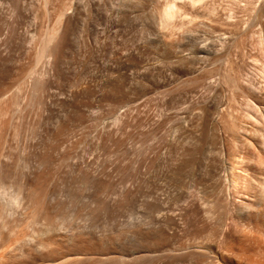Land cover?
<instances>
[{"label": "rangeland", "instance_id": "374dc122", "mask_svg": "<svg viewBox=\"0 0 264 264\" xmlns=\"http://www.w3.org/2000/svg\"><path fill=\"white\" fill-rule=\"evenodd\" d=\"M259 63L264 0H0L5 264H264Z\"/></svg>", "mask_w": 264, "mask_h": 264}, {"label": "bare ground", "instance_id": "6f19581e", "mask_svg": "<svg viewBox=\"0 0 264 264\" xmlns=\"http://www.w3.org/2000/svg\"><path fill=\"white\" fill-rule=\"evenodd\" d=\"M171 4H172V3H171ZM169 8H170V6L168 7V9H169ZM168 9H167V11L163 12V13H164V16H165V13H167V14L169 13V12H168V11H169ZM170 13H171V12H170ZM172 13H173V12H172ZM162 15H163V14H162ZM170 15H172V14H170ZM168 16H169V15H168ZM162 18H163V17H162ZM166 18H167V16H165V19H166ZM160 20H161V18H159V21H160ZM160 22H161V21H160ZM161 23H162V22H161ZM198 52H204V49L202 48V46H201V47L198 46ZM257 65H258V64H257ZM259 65H260V63H259ZM262 65H263V64L260 65L261 71L263 70ZM263 66H264V65H263ZM255 68H256V67H255ZM257 68H259V66H258ZM257 68H256V69H257ZM256 69H255V74H256L257 70H258V72L260 71L259 69H257V70H256ZM259 73H260V72H259ZM257 74H258V73H257ZM257 74H256V75H257ZM260 74H261V73H260ZM262 74H264V70H263ZM262 74H261V75H262ZM259 76H260V75H259ZM262 76H263V75H262ZM262 76H261V77H262ZM261 77H259V78H261ZM263 78H264V77H263ZM248 80H249V78H248ZM248 80H247V82H248ZM263 81H264V80H263ZM249 82H250V81H249ZM255 82H256V81H255ZM252 83H253V82L251 81V84H250V85H252L253 88H254V85H255V88H256V87H257V86H256V83H255V84H254V83L252 84ZM246 85H247V84H246ZM257 85H258V84H257ZM235 86H236V85H235ZM247 86H248V85H247ZM248 87H249V86H248ZM257 88H258V87H257ZM259 88H261V87H259ZM263 88H264V87H263ZM252 90H253V89H252ZM259 90H260V89H259ZM253 91H254V90H253ZM215 92H216V91H215ZM218 92H219V91H218ZM218 92H217V93H218ZM244 92H245V91H244ZM251 92H252V91H251ZM262 92H263V90H262ZM242 93H243V91H242ZM263 93H264V92H263ZM231 94H232V93H231ZM240 94H241V93H240ZM245 94H247V93H245ZM254 94H255V93H254ZM232 95H233V94H232ZM242 95H243V94H242ZM247 95H248V94H247ZM215 96H216V95H215ZM252 97H253V96H252ZM255 97H256V96H255ZM243 99H244V98H243ZM237 100H238V99H237ZM240 100H241V99H240ZM255 100H257V99H255ZM243 101H245V100H243ZM210 104H211V103H210ZM239 104H240V103H239ZM241 104H242V103H241ZM248 104H249V102H248ZM254 104H255V103H254ZM243 105H244V104H243ZM255 107H256V106H255ZM263 107H264V106H263ZM263 107H261V108L263 109ZM246 108H248V106H246ZM258 108H260V107H259V104H258ZM238 109H239V108H238ZM255 109H256V108H255ZM210 110H212V109H210ZM216 110H217V109H216ZM246 110H249V109H246ZM258 110H259V109H258ZM205 111H206V110H205ZM212 111H213V110H212ZM212 111H211V113H212ZM263 111H264V110H263ZM208 112H209V111H208ZM243 112H244V111H243ZM247 113H248V112H247ZM207 114H208V113H207ZM256 114H257V113H256ZM256 114H255V115H256ZM205 115H206V114H205ZM244 115H245V113H244ZM255 115H254V120H255V118H256ZM207 116H208V115H206V118H207ZM245 116H246V115H245ZM249 116H251V114H249ZM186 117H187V116H186ZM204 117H205V116H204ZM247 117H248V116H247ZM252 117H253V116H252ZM247 119H248V118H247ZM252 119H253V118H252ZM256 119H257V118H256ZM202 120H203V119H202ZM202 120H201V121H202ZM208 120H209V119H208ZM249 120H250V119H249ZM204 121H205V120H204ZM210 121H211V120H210ZM251 121H253V120H251ZM257 121H258V120H257ZM206 122H207V121H206ZM232 122H233V121H232ZM199 124H200V123H199ZM235 124H236V123H235ZM204 125H205V124H204ZM215 125H216V123H215ZM228 125H229V123H228ZM231 125H232V123H231ZM205 126H206V125H205ZM218 126H219V125H218ZM232 126H233V125H232ZM211 127H212V126H211ZM229 127H230V126H229ZM243 127H244V126H242L241 128L243 129ZM225 128H226V127H225ZM233 128H234V126L231 128V131H232ZM235 128H236V127H235ZM235 128L233 129V132L236 131ZM238 128H239V127H238ZM260 128H261V127H260ZM229 129H230V128H227V130H229ZM254 129H255V128H254ZM200 130H201V129H200ZM203 130H204V129H203ZM205 130H206V129H205ZM243 130H244V129H243ZM256 130H257V129H256ZM256 130H255V131H256ZM259 130H260V129H259ZM255 131H254V132H255ZM226 132H227V131H226ZM233 132H232V133H233ZM259 132H260V131H258V133H259ZM205 133H206V132H205ZM234 133H235V132H234ZM234 133H233V134H234ZM260 133H261V132H260ZM263 133H264V132H263ZM207 134H208V133H207ZM199 137H200V136H199ZM203 137H204V136H203ZM261 137H263L262 134H261V136H260V139H261V140H259V141H262V139L264 140V138H261ZM206 138H208L207 135H206ZM208 139H209V138H208ZM208 139H207V140H208ZM213 139H214V138H213ZM215 139H216V138H215ZM257 140H258V136H257ZM197 141H198V139H197ZM238 141H239V140H238ZM214 142H215V141H214ZM216 142H217V141H216ZM216 142H215V143H216ZM236 142H237V141H236ZM262 142H263V141H262ZM198 143H199V141H198ZM238 143H239V142H238ZM260 143H261V142H260ZM201 144H202V143H201ZM211 144H212V143H211ZM236 144H237V143H236ZM261 144H264V142L261 143ZM261 144H260V145H261ZM194 145H196V144H194ZM237 145H238V144H237ZM240 146H241V145H240ZM201 147H202V146H201ZM195 148H196V147H195ZM203 148H204V146H203ZM205 148H206V147H205ZM213 148H214V146H213ZM216 148H217V147H216ZM183 149H184V147H183ZM183 149H182V150H183ZM185 149H186V148H185ZM238 149H239V147H238ZM187 150H188V149H187ZM191 150H192V149H191ZM201 150H202V149H201ZM219 151H220V150H219ZM183 152H186L185 154L187 155V151H183ZM194 152H195V151H194ZM198 152H199V151H198ZM202 152H203V151H202ZM204 152H205V150H204ZM207 152H208V151H207ZM188 153H189V152H188ZM217 154H218V153H217ZM182 155H183V154H182ZM182 155H181V158H182ZM186 155H185V158H186ZM236 155H237V154H236ZM188 157H189V156H188ZM206 157H207V156H206ZM235 157H236V156H235ZM185 158H184V159H185ZM239 158H240V156L238 157V159H239ZM184 159H182V162H183V163H186V162L184 161ZM216 161H217V160H216ZM235 161H236V158H235ZM180 162H181V160H180ZM198 162H199V161H198ZM218 162H219V160H218ZM236 162H237V161H236ZM215 163H216V162H215ZM219 163H220V162H219ZM238 163H239V162H238ZM197 164H198V163H197ZM179 165H180V164H179ZM189 165H190V164H189ZM198 165H199V164H198ZM218 166L221 167V163H220V165L218 164ZM177 167H178V166H177ZM184 167H185V166H183V169H184ZM185 168H186V167H185ZM204 168H205V166H204ZM209 168L211 169L210 166H209ZM216 168H217V166H216ZM223 168H224V167H223ZM223 168H222V169H223ZM227 168H228V167H227ZM186 169H187V168H186ZM202 169H203V168H202ZM220 170H221V169H220ZM208 172H209V170L207 171V174H208ZM183 173H184V171H183ZM183 173H182V174H183ZM225 174H226V173H225ZM207 177H208V176H207ZM212 178H213V177H212ZM213 179H214V178H213ZM204 180H205V179H204ZM235 180H236V179H235ZM209 181H210V180H209ZM215 182H216V181H215ZM207 183H208V182H207ZM239 201H240V203H239L238 205L236 204V206H235L236 209L238 208V209H240V210H243V209L246 210V208H248L247 206H248V202H249V201H247V203H245V202L243 203V200H240V199H239ZM245 201H246V200H245ZM249 203H250V202H249ZM249 205H250V204H249ZM153 234H154V233H153ZM153 234H151V235H153ZM151 235H150V236H151ZM151 239H152V236H151ZM146 240H148V239L146 238ZM150 241H151V240H150ZM151 242H152V241H151ZM148 243H149V242H148ZM6 257H7L6 251L2 248V242L0 241V264H5ZM180 264H182V263H180ZM205 264H212V263L206 261ZM223 264H224V263H223Z\"/></svg>", "mask_w": 264, "mask_h": 264}]
</instances>
